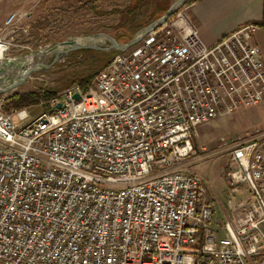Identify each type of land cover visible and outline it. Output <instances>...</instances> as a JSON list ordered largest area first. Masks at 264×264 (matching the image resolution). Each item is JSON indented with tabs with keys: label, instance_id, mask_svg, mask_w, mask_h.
<instances>
[{
	"label": "built area",
	"instance_id": "obj_1",
	"mask_svg": "<svg viewBox=\"0 0 264 264\" xmlns=\"http://www.w3.org/2000/svg\"><path fill=\"white\" fill-rule=\"evenodd\" d=\"M188 9L96 73L87 94L102 109L73 85L16 125L0 96V264H264V130L218 139L227 191L248 183L224 237L186 164L200 126L264 100L256 26L206 45ZM20 34L29 26L3 29L2 56Z\"/></svg>",
	"mask_w": 264,
	"mask_h": 264
},
{
	"label": "rangeland",
	"instance_id": "obj_2",
	"mask_svg": "<svg viewBox=\"0 0 264 264\" xmlns=\"http://www.w3.org/2000/svg\"><path fill=\"white\" fill-rule=\"evenodd\" d=\"M84 1L85 0L44 1L45 5L38 9V15H36L37 11L34 13L36 18L30 22L29 35L23 36L20 34L17 39L12 41L11 45H13V47L10 46L9 49L5 50L2 56L4 63H2V59H0V70L4 69L3 72L7 74L8 72L6 70H9V68L8 66L6 67L5 60L19 57L47 44L63 42L68 39L91 34L103 33L111 36L110 31L108 30L95 29L96 24L93 20H98L93 14H88L84 11L72 14L68 11L70 6L77 2ZM173 2H175V0H169V6ZM185 6H190V4L183 5L179 9ZM60 8L64 10V13L59 17L54 16V14L51 13L53 9ZM115 35L118 39H124L126 37L122 31H116ZM33 38H37V41ZM38 40L41 42L39 43ZM35 43H39V45L34 48ZM16 44L23 45V48L14 47ZM115 53H117V51L111 49H86L72 52L48 68H39L33 71L20 86L6 93L0 94V96H3L5 100L7 96H10L13 93H43L46 90L57 91L56 95L61 94V92L69 86L77 85L76 81L78 79L92 72L97 73L107 64L106 62ZM51 59V56L46 58L43 61L44 64H48ZM4 78L5 75L0 73V80H3ZM92 91H94V89ZM84 96L87 111H96L103 108V99L98 95L97 91ZM47 110L48 108L40 104L16 111H9L8 114H10L12 122L18 125L34 119ZM4 112L6 111L4 110ZM231 116H233V114L215 119L210 124L200 126L193 136L194 154L189 158V160L192 159L191 165L193 168H198L201 173V177L204 180L207 189V198L214 202L215 220L210 227L220 231L221 236L223 237L225 236V232L222 230L223 224L225 221H235L236 215L239 211L237 203L243 200V197L247 196L248 183H241L237 187L235 193L227 191L225 173L231 167V154L217 149L218 139L221 136L226 138H236L253 132L248 129L238 132L239 128L244 125L247 120L245 118L232 120ZM239 192H242L243 195H238ZM250 262V264L261 263L260 259L257 257H252Z\"/></svg>",
	"mask_w": 264,
	"mask_h": 264
},
{
	"label": "crops",
	"instance_id": "obj_3",
	"mask_svg": "<svg viewBox=\"0 0 264 264\" xmlns=\"http://www.w3.org/2000/svg\"><path fill=\"white\" fill-rule=\"evenodd\" d=\"M44 1L50 0H0V33L12 23L19 27L30 26V22L36 18L34 13L37 11L38 15V9L45 5ZM188 17L198 30L200 40L212 45L243 24H255L263 20L264 0H201L190 4ZM252 42L260 49L264 65V28L256 27ZM239 118L247 121L238 132L264 129V100L239 109L231 116L232 120ZM191 163L192 159L186 161L187 166L201 176L198 168H193ZM239 194L243 195L242 192Z\"/></svg>",
	"mask_w": 264,
	"mask_h": 264
},
{
	"label": "trees",
	"instance_id": "obj_4",
	"mask_svg": "<svg viewBox=\"0 0 264 264\" xmlns=\"http://www.w3.org/2000/svg\"><path fill=\"white\" fill-rule=\"evenodd\" d=\"M168 1L169 0H85L84 2H77L70 6L68 11L72 14L80 11L93 14L98 20H93L96 24V30H108L111 36L117 41L126 43L137 31L158 19L168 9ZM197 1L199 0H187L185 5ZM51 13L59 17L64 13V10H62V8L53 9ZM254 25L264 28V19ZM116 31H122L126 37L124 39H118L115 35ZM33 39L37 41V38ZM40 42L41 41H39V43ZM39 43H35L34 48L37 47ZM95 75L96 72H92L76 81L83 95L89 92L91 81ZM56 92L57 91L46 90L43 93H13L5 98L4 110L8 113L9 111H16L40 104L48 108V102L57 96Z\"/></svg>",
	"mask_w": 264,
	"mask_h": 264
},
{
	"label": "water",
	"instance_id": "obj_5",
	"mask_svg": "<svg viewBox=\"0 0 264 264\" xmlns=\"http://www.w3.org/2000/svg\"><path fill=\"white\" fill-rule=\"evenodd\" d=\"M186 1L175 0L157 20L141 28L126 43H121L108 34H91L68 39L63 42L47 44L19 57L5 60L6 67L8 66L9 68L6 71L9 74L3 71L0 72L5 75V78L0 80V94L20 86L33 71L39 68H48L72 52L86 49H111L117 52H124L137 44L152 29L161 25L166 18L183 6ZM49 56L52 57L51 61L48 64H44L43 61ZM74 99H78V95H75ZM59 107L60 104H57L56 108Z\"/></svg>",
	"mask_w": 264,
	"mask_h": 264
},
{
	"label": "bare ground",
	"instance_id": "obj_6",
	"mask_svg": "<svg viewBox=\"0 0 264 264\" xmlns=\"http://www.w3.org/2000/svg\"><path fill=\"white\" fill-rule=\"evenodd\" d=\"M6 45L3 43H0V59H2V51L5 49ZM2 63H4L3 59H2ZM1 69V68H0ZM3 70H0V72Z\"/></svg>",
	"mask_w": 264,
	"mask_h": 264
}]
</instances>
